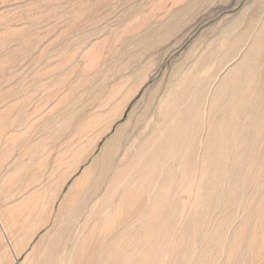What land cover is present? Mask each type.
<instances>
[{
	"label": "rangeland",
	"instance_id": "1",
	"mask_svg": "<svg viewBox=\"0 0 264 264\" xmlns=\"http://www.w3.org/2000/svg\"><path fill=\"white\" fill-rule=\"evenodd\" d=\"M0 264H264V0H0Z\"/></svg>",
	"mask_w": 264,
	"mask_h": 264
},
{
	"label": "bare ground",
	"instance_id": "2",
	"mask_svg": "<svg viewBox=\"0 0 264 264\" xmlns=\"http://www.w3.org/2000/svg\"><path fill=\"white\" fill-rule=\"evenodd\" d=\"M113 153V152H112ZM118 155V154H117ZM109 161V160H108ZM103 162V161H102ZM107 162V161H106ZM114 163V162H113ZM112 163V164H113ZM103 165V164H102ZM100 166V165H99ZM111 168V167H110ZM106 169V168H105ZM109 169V168H108ZM91 177V176H90ZM91 180V179H90ZM87 181V180H86ZM83 184V183H82ZM87 184V183H86ZM90 186V185H89ZM80 187V186H79ZM84 187V186H83ZM78 188V187H77ZM85 188V187H84ZM91 188V187H90ZM90 188H88V189H90ZM82 190V189H81ZM87 190V189H86ZM85 192H87V191H85ZM80 193V192H79ZM81 194V193H80ZM77 201V200H76ZM69 213V212H68Z\"/></svg>",
	"mask_w": 264,
	"mask_h": 264
}]
</instances>
